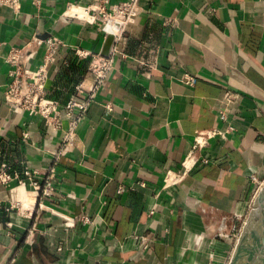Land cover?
<instances>
[{
	"label": "crops",
	"instance_id": "1",
	"mask_svg": "<svg viewBox=\"0 0 264 264\" xmlns=\"http://www.w3.org/2000/svg\"><path fill=\"white\" fill-rule=\"evenodd\" d=\"M122 1L0 7V164L36 169L53 187L43 198L28 182L0 184V263L208 264L230 254L251 176L264 178V0H140L112 40V68L72 141L5 102L2 56L33 36L67 45L49 67V95L61 105L82 97L92 75L74 49L102 55L115 26L104 30L96 8ZM43 53L40 46L32 70ZM227 90L238 96L232 105ZM211 130L226 139L194 150L183 179L165 186L196 134Z\"/></svg>",
	"mask_w": 264,
	"mask_h": 264
},
{
	"label": "built area",
	"instance_id": "2",
	"mask_svg": "<svg viewBox=\"0 0 264 264\" xmlns=\"http://www.w3.org/2000/svg\"><path fill=\"white\" fill-rule=\"evenodd\" d=\"M32 4L38 5L40 0H30ZM140 0H123L113 8H106L100 5L96 8L97 20L102 23V28L108 30L109 26H115L113 33V44L118 42L126 25L137 16ZM21 0H0V7H5L16 12L20 8ZM40 46L44 47L43 59L36 69L32 70L30 65L37 55ZM64 40L48 36L44 39L33 36L27 43L20 47H9L2 56L7 65V81L5 88V102L14 112H25L29 116H37L42 119L44 124L53 130H60L64 133L63 142L72 141L76 138V128L82 117L85 115L89 106L95 101L96 94L105 81L112 68V59L110 56H102L80 48L74 49V54L79 60L88 63L87 71L92 75V85L86 90L82 97L70 98L63 105L48 93L49 67L55 62L56 57L66 48ZM0 44V56L2 52ZM114 49L111 50V53ZM186 84L192 85L193 79L186 75L184 77ZM79 92H83L79 86ZM237 95L227 90L224 93V101L227 104H234ZM226 131L211 130L196 134L192 151L183 162V170L179 172H170L165 180V186L175 185L195 164L194 150H200L208 144V141L214 137L226 139ZM202 164H207L208 159L202 157L199 160ZM191 162V164H188ZM12 180L18 183L28 182L40 197L48 198L52 194L51 177L46 175L42 177L40 171L25 167L21 172L11 171L6 164H0V184L6 185ZM251 193L249 198V209L253 205L256 194ZM19 203L10 202L8 209L12 211L18 209ZM251 210V209H250ZM249 210V211H250ZM248 211V212H249ZM248 214V213H247ZM247 216V215H246ZM245 216V217H246ZM235 237V235L231 234ZM143 248L149 246V241L141 237ZM0 264H9L8 262Z\"/></svg>",
	"mask_w": 264,
	"mask_h": 264
},
{
	"label": "water",
	"instance_id": "3",
	"mask_svg": "<svg viewBox=\"0 0 264 264\" xmlns=\"http://www.w3.org/2000/svg\"><path fill=\"white\" fill-rule=\"evenodd\" d=\"M113 37L108 36L102 56H107ZM228 264H264V190L256 195Z\"/></svg>",
	"mask_w": 264,
	"mask_h": 264
},
{
	"label": "rangeland",
	"instance_id": "4",
	"mask_svg": "<svg viewBox=\"0 0 264 264\" xmlns=\"http://www.w3.org/2000/svg\"><path fill=\"white\" fill-rule=\"evenodd\" d=\"M250 180H251V183H252L251 189H252V193L253 194H254L255 191L257 192L258 189L259 190L260 189H263L264 190V178H258L255 175H252ZM252 207H253V205L251 206L250 209H252ZM250 209H249V199H248L247 200L246 213L243 216L242 220H240V222L237 223L236 229L232 233L233 235H235V237L230 236V238L228 239L229 240V243H230V246H231L230 247V254L224 260H222L220 263L216 260V258L214 256H209L207 258L208 264H228L229 263L231 252H232V250H233V248L235 246L236 241L238 240V238H239V236H240V234L242 232L243 225H244L245 220H246L245 218L247 217L246 215H248L247 213H249L248 211Z\"/></svg>",
	"mask_w": 264,
	"mask_h": 264
}]
</instances>
